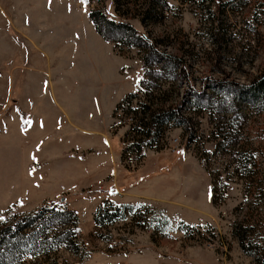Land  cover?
<instances>
[{"label":"rangeland","instance_id":"rangeland-1","mask_svg":"<svg viewBox=\"0 0 264 264\" xmlns=\"http://www.w3.org/2000/svg\"><path fill=\"white\" fill-rule=\"evenodd\" d=\"M262 1L127 0L116 12L113 0H0V228L39 209L77 212L50 224L55 248L27 253L19 264H253L231 234L242 214L234 208L244 201L235 149L246 144L255 152L264 189V111L231 98L264 78ZM89 12L128 24L149 48L103 40ZM24 95L42 114L56 108L76 123L82 160L77 167L61 161L62 182L69 173L77 179L34 207L17 197L21 124L12 117L22 118ZM143 105L175 110L180 125L164 126L141 155L122 154L134 122L126 111L138 118ZM211 179L222 181L220 190L227 182L217 206ZM105 203L133 206L136 214L97 228L92 216Z\"/></svg>","mask_w":264,"mask_h":264},{"label":"trees","instance_id":"trees-1","mask_svg":"<svg viewBox=\"0 0 264 264\" xmlns=\"http://www.w3.org/2000/svg\"><path fill=\"white\" fill-rule=\"evenodd\" d=\"M127 0H113L114 9L119 12ZM264 7V0L261 2ZM88 18L95 32L105 41L116 45L123 44L125 47L137 49H147L142 36L126 23H114L103 13L89 12ZM114 34L116 36H114ZM146 58H141V66L145 67ZM140 90L127 94L116 106L115 113L119 106L130 105V101L135 99ZM231 102L237 106L242 105L248 108H256L264 111V78L255 79L248 87H240L238 93L231 98ZM139 116L131 108L126 111L127 115H133L125 138L130 137L131 142H124L122 154L132 151L141 155L144 150L152 149L164 132L163 127L168 123H177L181 120L175 110L161 109L156 106H140ZM227 140V139H225ZM230 141V140H229ZM231 142V141H230ZM232 143V142H231ZM237 145V143H234ZM219 143L214 149L218 150ZM237 168L234 176L242 183L244 201L234 208L235 214L242 211L240 216L231 224V234L236 239L240 250L244 255L252 259L253 264H264V189L263 178L259 172V164L255 152L246 147V144L237 145ZM254 152V153H253ZM204 167L206 164L203 163ZM208 172V171H207ZM217 181V180H216ZM211 179L210 193L211 203L214 206L220 205L225 200L227 182L222 184ZM110 206V208L108 207ZM110 209V210H109ZM136 209L130 205L111 206L105 203L102 207L95 209L92 220L97 228H104L117 220L126 217L134 218ZM46 215V216H45ZM74 219L72 212L56 211L53 208L39 209L34 213L25 216L11 226L0 228V264H19L20 259L27 253H45L55 248L54 242L48 239L50 224L61 225ZM163 222L162 226L164 225ZM38 225V226H37ZM162 226L156 227V234L161 231ZM40 229H36V228ZM180 231L186 232L188 226L180 224ZM42 229H47L46 234H41ZM62 235L65 236V233Z\"/></svg>","mask_w":264,"mask_h":264},{"label":"crops","instance_id":"crops-1","mask_svg":"<svg viewBox=\"0 0 264 264\" xmlns=\"http://www.w3.org/2000/svg\"><path fill=\"white\" fill-rule=\"evenodd\" d=\"M22 107V118L19 119L17 113L12 117L16 124H21V126L16 125L15 130L20 133L22 140V142L19 140L21 146L17 150L20 152L18 156L22 159L23 168V172L19 171L21 178L17 179L19 181L18 193H20L17 197L20 200L24 198L22 206L30 204L28 206L34 207L43 200L60 195L62 189L71 188L70 182L72 179H77L72 177L74 173L72 175L69 173L70 180L62 182L60 170H57V165L61 161H70V164L72 162L77 167L78 161L82 160H79L76 155L78 150L77 125L65 112L55 108L56 111L51 109V114H42L26 95L23 97ZM61 144H63L64 153L61 150ZM105 160L104 168L107 167L109 171L110 157ZM133 187L130 186L128 190ZM153 200L150 198L147 201Z\"/></svg>","mask_w":264,"mask_h":264},{"label":"built area","instance_id":"built-area-1","mask_svg":"<svg viewBox=\"0 0 264 264\" xmlns=\"http://www.w3.org/2000/svg\"><path fill=\"white\" fill-rule=\"evenodd\" d=\"M72 213H73L74 215H77V212H75V211H74V212L72 211ZM84 245L86 246V244H84Z\"/></svg>","mask_w":264,"mask_h":264}]
</instances>
